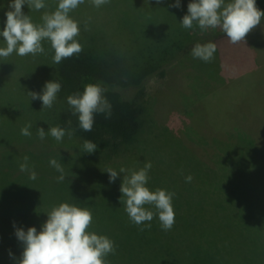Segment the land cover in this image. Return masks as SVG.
I'll return each mask as SVG.
<instances>
[{"label":"rangeland","instance_id":"rangeland-1","mask_svg":"<svg viewBox=\"0 0 264 264\" xmlns=\"http://www.w3.org/2000/svg\"><path fill=\"white\" fill-rule=\"evenodd\" d=\"M189 2L180 0V8H175L169 6L175 0H161L159 4L155 0H109L96 8L91 0H85L70 16L87 27L91 35L108 33L115 40L125 39L144 27L147 29L145 42L160 41L166 24L181 25ZM57 3L58 0H45L44 9L36 11L24 5L22 10L35 23H41L42 15L54 11ZM260 3L264 6V0ZM0 4L2 31L5 12L10 9L9 3ZM262 22L258 25L259 30L253 29L245 41L237 44L231 43L225 33L216 35L213 39L216 52L211 62L193 58L190 51L188 59L173 65L165 77L154 76L147 80L144 99L146 107L151 110L152 116L148 113L150 122H146L136 142L117 157L84 153L81 147L78 153L74 152L72 160L49 155L59 145L62 147L58 150L71 154L73 145L63 140L57 142L51 135L43 141L37 137L36 125L43 124L42 110L27 92H39L47 66L42 54L21 57L13 53L7 59L0 58V240L15 244L5 247L6 252L14 253V258L7 262L0 258V264L11 261L17 264L22 254L23 245L15 236L14 225L25 231L34 226L39 231L47 219L46 214L62 202L89 208L93 216L89 231L106 235L114 241L115 252L107 255V264H163V255L147 253L145 248L139 250L136 244L153 239L158 242L171 240L168 234L173 229L163 231L158 216L141 225L131 222L125 211V198L119 190L125 175L119 173L121 167L139 169L144 163L151 162L146 186L151 191L161 188L175 193L172 201L175 223L176 217H191V203L186 201L184 194L192 191L223 196L226 206L233 212L248 208H253L254 212L264 210V148L259 147L264 142L259 139H264ZM192 31L200 39H205L222 29L194 27ZM5 46L0 37V47ZM42 46L47 51L51 49L47 40ZM47 63L51 66L52 59ZM211 74L216 77H209ZM58 98L55 107L63 99ZM29 122L33 127L31 137H27L29 140L24 138L26 142L30 141L27 148L39 151L38 155L25 151L21 156L12 150L11 144ZM252 136L256 141L251 140ZM194 152L201 153L211 167L204 166ZM24 156L29 157V166H34L35 180L29 179L27 172L20 171ZM50 158L61 162L65 175L62 182L57 181L60 173L50 166ZM109 167L118 172L114 183L109 182L105 172ZM188 175L192 176L191 182L185 180ZM145 207L155 212L153 206ZM228 213L224 211V214ZM149 223L151 227L146 226ZM118 242L129 245L124 255H116ZM262 245L264 235L245 246L253 252L264 253L260 251ZM182 255H169L170 264H182L183 261L179 260ZM238 255L233 258L239 260ZM248 255L240 253V257ZM185 256L189 257V262L195 261L191 255Z\"/></svg>","mask_w":264,"mask_h":264},{"label":"trees","instance_id":"trees-1","mask_svg":"<svg viewBox=\"0 0 264 264\" xmlns=\"http://www.w3.org/2000/svg\"><path fill=\"white\" fill-rule=\"evenodd\" d=\"M2 2L5 5L10 0H0V3ZM260 2L261 0H256L257 7L264 11V6H261ZM1 7L0 4V9ZM262 21L264 18L261 23ZM79 27L80 35L77 40L83 46V50L78 56L74 55L60 64L53 63L50 66L47 62L52 59L53 50H45L46 54H42L47 66L38 92L42 91L46 81L58 79L61 83V91L57 95L60 99L63 98L61 103L57 107L53 104L51 109H41L43 124L36 126L44 128L46 132L57 125L65 129H75L71 139L67 135L63 138V142L72 143L71 154L58 150V147H62L60 145L52 150L53 154L48 153L55 157L60 155L70 159L75 158L74 152L78 153L86 139L97 144V149L91 153L93 155L117 157L120 156L119 153H124L132 143L136 142L146 122H150L148 113L152 116L151 110L145 105L146 81L154 76L165 77L168 69L173 65L184 63L188 59V53L196 43L214 42L216 35L224 33L220 31L209 38L200 39L198 34L192 31L194 27H198L195 24L192 29L166 24L162 40L145 42L144 34L147 29L144 27L138 28L125 39L117 40L108 33L91 35L87 27L81 23ZM259 28L257 26L254 29L259 30ZM212 76L216 77V74H211L209 77ZM89 83H100L107 88L105 96L112 105V115L110 119H105L103 114H97L92 131L86 132L79 127L78 116L72 114L66 97L74 92H82L84 86ZM34 104L42 107L40 100H35ZM24 138L29 140L20 132L11 144L12 150L21 156L25 151L38 155L39 150L27 148L30 141L26 142ZM254 139L255 137L252 136L251 140L256 141ZM259 139L264 140L262 137ZM24 142L26 146L23 145ZM259 147L264 148V142ZM254 148L259 150L256 145ZM195 155L204 162V166L211 167L208 160L201 157V153ZM184 198L191 203V217H188L189 215L176 217L173 230L168 234L172 239L160 242L153 239L148 243L145 241L136 244L139 250L145 248L147 253L163 255V264H170L169 255L172 254H184L179 259L183 261L182 264H237L238 262L264 264V253H259L257 250L253 252L245 246L254 238L264 235V210L258 209L254 212L253 208H248L246 211L233 212L226 206L224 197L217 193L203 195L192 191L190 194L185 193ZM224 211H229L228 215L224 214ZM248 218L251 220L248 221ZM209 238L210 241L207 240ZM117 244L116 255L127 253L129 245L122 242ZM8 245L15 244L8 240H0V252L6 253H0V258L6 262L14 258L13 252L5 250ZM235 250L238 252H234ZM260 251H264V245L261 246ZM241 252L249 255L240 257ZM9 253L12 255L10 256ZM237 253L239 260L233 258ZM185 255H191L195 261L189 262V257Z\"/></svg>","mask_w":264,"mask_h":264},{"label":"clouds","instance_id":"clouds-1","mask_svg":"<svg viewBox=\"0 0 264 264\" xmlns=\"http://www.w3.org/2000/svg\"><path fill=\"white\" fill-rule=\"evenodd\" d=\"M85 0H58L54 11L45 12L41 23H35L31 16L22 10L24 5L29 9L39 11L46 7L45 0H10L5 12L6 20L0 37L5 42V47H0V58L7 59L13 53L18 56H36L46 54L43 41L47 40L53 50V63L60 64L63 60L78 56L83 46L78 42L80 35L79 22L70 16V13L83 4ZM157 4L161 0H155ZM109 3V0H91V4L99 8ZM170 7L180 8V0ZM264 18V11L257 7L256 0H190L180 24L185 29H192L194 24L201 30L221 28L229 41L233 44L245 41V37ZM216 44L207 42L196 43L191 48L193 58L209 63L214 59ZM61 91L58 79L46 81L40 93L28 91L27 95L32 100L42 102L41 109H51ZM107 88L100 83L86 84L82 92H74L67 96V103L72 109V114L78 116L79 127L92 131L95 116L103 114L105 119L112 115V105L105 96ZM32 123H27L21 128V134L31 137ZM38 139L43 141L46 135H51L57 142H61L67 135L71 139L75 129L53 126L46 132L44 128H36ZM97 149V144L91 140H84L81 151L91 154ZM29 157H23L19 165L21 172H27L29 179L37 178L34 166H29ZM49 164L60 175L58 182L65 179L64 168L56 158H50ZM151 162L144 163L139 169L121 167L119 173H124L120 184V192L125 198V211L132 223L136 225L152 221L158 216L163 231H169L175 223L173 208L174 192L157 188L151 191L146 185L149 180ZM109 182L114 183L118 172L111 167L105 170ZM186 182H191L192 176L185 177ZM145 205H151L155 212ZM47 219L40 230L32 226L25 231L15 228V236L23 245L22 254L17 264H107L106 257L115 252L114 241L106 235H98L89 231L92 224V212L87 207L62 202L53 206L46 214ZM151 227L150 223L146 225ZM143 231V229H141ZM11 256L12 254L9 253Z\"/></svg>","mask_w":264,"mask_h":264}]
</instances>
